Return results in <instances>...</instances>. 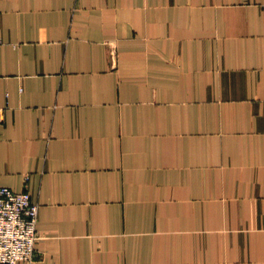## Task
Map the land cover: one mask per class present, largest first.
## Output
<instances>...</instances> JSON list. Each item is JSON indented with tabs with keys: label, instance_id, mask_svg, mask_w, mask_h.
<instances>
[{
	"label": "crops",
	"instance_id": "1",
	"mask_svg": "<svg viewBox=\"0 0 264 264\" xmlns=\"http://www.w3.org/2000/svg\"><path fill=\"white\" fill-rule=\"evenodd\" d=\"M0 106L35 264H264V0H0Z\"/></svg>",
	"mask_w": 264,
	"mask_h": 264
},
{
	"label": "built area",
	"instance_id": "2",
	"mask_svg": "<svg viewBox=\"0 0 264 264\" xmlns=\"http://www.w3.org/2000/svg\"><path fill=\"white\" fill-rule=\"evenodd\" d=\"M6 108L0 106V122ZM39 205L28 191L0 186V264H35Z\"/></svg>",
	"mask_w": 264,
	"mask_h": 264
}]
</instances>
